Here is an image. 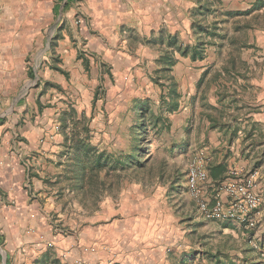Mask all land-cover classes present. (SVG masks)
<instances>
[{
	"label": "rangeland",
	"instance_id": "374dc122",
	"mask_svg": "<svg viewBox=\"0 0 264 264\" xmlns=\"http://www.w3.org/2000/svg\"><path fill=\"white\" fill-rule=\"evenodd\" d=\"M189 2L179 32L122 29L102 51H80L63 67L66 86L39 79L42 68H57L55 9L39 54L11 60L0 50V264H68L69 248L56 250L73 234L68 221L102 198L119 207L116 221L147 219L144 230L154 228L167 264L262 259L252 248L262 221L245 229L202 219L186 171L201 153L207 173L215 156L226 178L264 174V126L255 125L264 121L254 120L264 119V0ZM81 21L77 13L74 25ZM199 40L202 56L192 58ZM56 140L58 151L47 150ZM108 253L96 264H122Z\"/></svg>",
	"mask_w": 264,
	"mask_h": 264
},
{
	"label": "crops",
	"instance_id": "0c3cea01",
	"mask_svg": "<svg viewBox=\"0 0 264 264\" xmlns=\"http://www.w3.org/2000/svg\"><path fill=\"white\" fill-rule=\"evenodd\" d=\"M192 5L189 0H0V50H3L6 58L11 60L21 58L34 50L36 54H39L43 38H46L50 32L47 25L52 17V10L55 9L57 18L54 22L57 24L54 29L61 23L59 33L63 35L55 47L53 56L57 59V68L56 70L48 67L42 68L39 79L41 78L42 83L45 82L55 87L66 86L68 84L62 73L65 72L63 67L71 59L76 58L80 51L92 55L102 51V48H107L111 42L116 43L117 33L122 29V32L132 30L131 32L139 34H149L153 31L155 33L158 31L161 33L179 32L180 27L185 24L184 18L188 15V9ZM77 13L82 21L75 26L74 16ZM44 54L43 59L50 64L48 60L51 57L50 53L44 52ZM77 61L82 64L80 59ZM260 115H254V120L258 123L264 121L263 117H259ZM255 125L264 126L257 122ZM46 145L47 150L51 151H58L60 148L57 140ZM49 156L55 157L54 152ZM57 157L60 158V155H56ZM210 160L209 166L222 164L226 170L227 167L225 163L220 162V158L217 159V163H215V156ZM50 167L52 173H57L55 178L58 175L62 176V168H55L54 165ZM222 175L225 176L227 173L223 172ZM263 176L264 174H261L257 177L261 187L264 185ZM210 180L204 192H208L211 197L216 189L217 181L212 178ZM58 187L62 191L65 190L64 184L57 186V190ZM261 190L264 192V189ZM54 204L55 211L61 215V206L58 203ZM97 205L99 207L90 213L79 210L72 220L66 222L73 229V234L65 237L64 241L58 242L56 250L59 252L62 244L69 248L68 264H74L76 260L96 264L97 261L103 259L105 249L109 252L108 258L112 257L114 261L116 259L122 261V264L123 262L126 264L168 263L163 245H159V240L153 236L154 228L150 233L144 230L147 219L143 222L129 217H120L116 221L114 213L119 212V207H116L112 199L102 198ZM262 214L264 212L259 216L262 223L256 229L257 234L261 233L259 239H262L259 241V248H264ZM167 244L168 241L165 240L164 246L167 247ZM256 263L264 264V260L261 259Z\"/></svg>",
	"mask_w": 264,
	"mask_h": 264
},
{
	"label": "built area",
	"instance_id": "2783aa9c",
	"mask_svg": "<svg viewBox=\"0 0 264 264\" xmlns=\"http://www.w3.org/2000/svg\"><path fill=\"white\" fill-rule=\"evenodd\" d=\"M201 159V153L196 155L186 171V189L196 201L200 215L208 220L237 222L245 229L255 228L260 214L264 212V192L258 190L257 177L251 174L226 178L216 183L213 196L204 198V186L211 180ZM254 247L264 259V248Z\"/></svg>",
	"mask_w": 264,
	"mask_h": 264
},
{
	"label": "trees",
	"instance_id": "16d2710c",
	"mask_svg": "<svg viewBox=\"0 0 264 264\" xmlns=\"http://www.w3.org/2000/svg\"><path fill=\"white\" fill-rule=\"evenodd\" d=\"M203 44H204V42L201 40H199L197 42L196 46L193 49L194 51L192 52V58L202 56ZM101 157H102V155L97 156L95 158L96 159L95 161L97 162V167H99L100 169H103V167L106 166V163H104L102 161ZM84 169H85V166L83 165L82 173L84 172ZM207 170H208V176L210 178H212L213 180H216L217 182L222 181L225 177L224 175H222V173L225 172L226 170H225L224 165H222V164H216V165L208 166ZM90 173H93V171H90ZM252 248H254V247L252 246ZM217 261H218V259H217Z\"/></svg>",
	"mask_w": 264,
	"mask_h": 264
},
{
	"label": "water",
	"instance_id": "95a60500",
	"mask_svg": "<svg viewBox=\"0 0 264 264\" xmlns=\"http://www.w3.org/2000/svg\"><path fill=\"white\" fill-rule=\"evenodd\" d=\"M3 264H5V262H3Z\"/></svg>",
	"mask_w": 264,
	"mask_h": 264
}]
</instances>
